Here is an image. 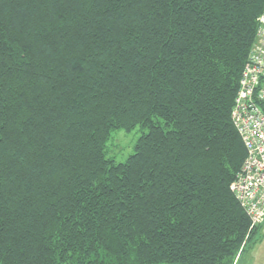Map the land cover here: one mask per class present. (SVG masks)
<instances>
[{"label":"trees","instance_id":"obj_1","mask_svg":"<svg viewBox=\"0 0 264 264\" xmlns=\"http://www.w3.org/2000/svg\"><path fill=\"white\" fill-rule=\"evenodd\" d=\"M264 0H0V264H234L232 117ZM139 128L117 162L108 142Z\"/></svg>","mask_w":264,"mask_h":264},{"label":"built area","instance_id":"obj_2","mask_svg":"<svg viewBox=\"0 0 264 264\" xmlns=\"http://www.w3.org/2000/svg\"><path fill=\"white\" fill-rule=\"evenodd\" d=\"M232 117L247 157L231 189L255 228L264 224V12L240 79Z\"/></svg>","mask_w":264,"mask_h":264},{"label":"rangeland","instance_id":"obj_3","mask_svg":"<svg viewBox=\"0 0 264 264\" xmlns=\"http://www.w3.org/2000/svg\"><path fill=\"white\" fill-rule=\"evenodd\" d=\"M141 135L142 131L139 128L133 130H114L107 147L109 156L111 158L113 157L117 162H125L127 158L134 153L135 145ZM244 251H241L239 255H237L235 259L236 264H239Z\"/></svg>","mask_w":264,"mask_h":264},{"label":"crops","instance_id":"obj_4","mask_svg":"<svg viewBox=\"0 0 264 264\" xmlns=\"http://www.w3.org/2000/svg\"><path fill=\"white\" fill-rule=\"evenodd\" d=\"M260 239L242 253L239 264H264V224L262 225Z\"/></svg>","mask_w":264,"mask_h":264}]
</instances>
